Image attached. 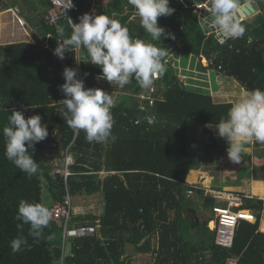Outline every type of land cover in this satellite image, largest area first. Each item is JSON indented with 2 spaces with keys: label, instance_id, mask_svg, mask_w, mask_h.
I'll return each mask as SVG.
<instances>
[{
  "label": "trees",
  "instance_id": "16d2710c",
  "mask_svg": "<svg viewBox=\"0 0 264 264\" xmlns=\"http://www.w3.org/2000/svg\"><path fill=\"white\" fill-rule=\"evenodd\" d=\"M256 1L261 11L252 21H243L244 37L220 45L216 34L201 24L193 0H170L175 12L158 19L159 26L175 36L164 38L160 45L168 49L167 71L155 79L154 91L152 87L142 89L135 78L123 89L112 87L108 93L115 100L111 114L116 139L105 143L87 142L83 130L74 132L63 119L65 109L60 101L65 97L60 85L65 83L64 68H81L86 88H101L96 79L101 69L91 63L77 65L73 51H67L64 59L54 55L57 27L63 26L66 35H70L71 27L65 17L57 24H49L46 13L51 4L49 0L41 1L46 11L38 13L36 27L49 36L47 42L35 38L34 43L0 45V264H59L62 254L63 264H125L127 234H133L135 242L147 235H158L161 254L156 264H180L175 261L182 252L176 233L186 240L183 226H205L183 216L191 199L189 192H198L187 182L200 157L190 143L197 140L198 130L210 132L207 125L227 118L233 103H217L209 94L188 89L169 58L175 52L205 57L209 61L205 69L234 78L246 91L264 90V0ZM78 2L79 8L72 16L75 20L91 8L89 0ZM4 4L9 2L0 0V10ZM106 5V15L126 25L134 38L151 40L128 0H109ZM248 36L253 38L251 45L247 43ZM85 73L89 75L85 77ZM13 110L23 111L26 119L38 114L42 124L48 126V137L35 145L33 158L39 171L31 178L5 156L2 129ZM209 137L207 150H225L212 132ZM66 152L74 159L67 180L60 173L65 167ZM253 171L256 179L264 180V164L254 166ZM96 192L104 199L100 215L72 209L70 217L71 226H96L94 235L65 239L63 227L52 219L44 231L45 236L54 234V239L36 242L28 235L29 225L18 228L22 222L15 217L22 199L43 202L52 210L67 195ZM200 192L203 195L205 191ZM241 208L257 212V220L240 223L232 247L215 245L213 232L211 261H189L180 256L183 264H227L231 257H238L235 264H264V232L259 231L264 201L245 197ZM20 234L31 247L13 253L10 241Z\"/></svg>",
  "mask_w": 264,
  "mask_h": 264
},
{
  "label": "clouds",
  "instance_id": "9594fccd",
  "mask_svg": "<svg viewBox=\"0 0 264 264\" xmlns=\"http://www.w3.org/2000/svg\"><path fill=\"white\" fill-rule=\"evenodd\" d=\"M193 3L192 6L196 8L198 3H205L202 10L197 9L201 17L206 9V1L193 0ZM208 3L211 11L206 12L203 24L208 32L215 30L219 34L220 45L244 37L246 25L240 16L241 0H208ZM128 4L135 9L141 27L151 40L134 38L128 27L119 20L93 11L82 14L78 18L79 23L68 18L70 35L65 34L63 26L57 27L58 46L54 49V55L64 59L67 51H73L77 65L91 63L99 67L101 74L96 79L106 80L112 85L115 83L120 89L133 78L142 89L151 88L155 79L163 77L167 71L168 49L160 46L163 45L162 40L167 37L175 39L172 33L159 26L158 19L171 16L175 9L170 7V0H128ZM65 7L66 10L73 7L72 0H67ZM247 43H253L251 36H248ZM80 71L81 68H64L65 83L60 85L65 97L60 101L65 109L63 119L74 132L83 130L89 143H105L109 139L115 141L116 137L112 134L115 122L111 114L114 96L101 88H86ZM84 75L87 77L89 73ZM150 90L154 91V88ZM143 98L153 99L150 96ZM215 128L217 135L229 144V159L239 163L247 144L253 141L264 143V90L255 88L244 91L229 108L227 118H221ZM2 134L7 159L29 178L36 175L39 164L33 158L35 145L49 135L48 126L42 124V117L37 114L26 119L23 111L13 110ZM72 159V154L65 156V164ZM52 217L53 211L47 204L22 199L15 218L22 222L18 228L22 230L24 225H29L28 235L39 242L54 239V234L45 236L44 231ZM10 247L16 253L31 246L27 238L20 234L10 241ZM63 260L62 254L59 264H63Z\"/></svg>",
  "mask_w": 264,
  "mask_h": 264
},
{
  "label": "crops",
  "instance_id": "0c3cea01",
  "mask_svg": "<svg viewBox=\"0 0 264 264\" xmlns=\"http://www.w3.org/2000/svg\"><path fill=\"white\" fill-rule=\"evenodd\" d=\"M41 1L43 0H10L9 5L4 4L5 6L0 10V45L19 42L34 43L35 38L42 42H47L49 36L45 37L43 32L40 33L36 27L38 13L46 11ZM101 1L105 7L109 2V0ZM22 6L26 8V11L22 10ZM96 10L99 14H105L104 10L101 11L97 8ZM257 14L243 19V21H252ZM169 59L177 70L178 77L188 89L209 94L217 103H234L237 99L238 96H235V99L229 98L237 93V87L240 85L234 84L231 89V81H225V79H222L223 75L217 73L220 88L215 89L210 79L205 77L206 74L210 76L211 72L209 69H205L209 62L205 57L199 58L175 52ZM99 82L101 89L106 92L112 90L111 84L108 81L99 80ZM226 89H230L229 93H227ZM241 89L244 92L242 86ZM150 122L152 121L150 120ZM207 128L212 132L216 141L225 146V150L219 151L218 148L215 149L214 147L210 148V151L207 150L208 146L206 143H211L210 132H205L203 128L198 130L197 140L190 143L191 148L197 154H200V157L197 159L199 160L198 166L192 169L187 182L197 188L198 192H189L191 199L187 208L183 210V216L187 221L203 223L205 226L203 229L193 228L190 225L183 226L181 230L186 240L180 239L176 233L175 239L178 241V246L182 251L179 255L182 259L188 258L189 261H211L210 259L214 255V248L211 247L214 238L213 232H215V219L212 207L217 204H225L226 202L215 199L211 191L220 190L247 194L251 195L252 198H259L264 201V180L256 179L253 171L254 166L264 164V143L253 141L247 144L242 153L243 158H241L239 163H236L229 159L227 154L229 144L226 139L220 138L217 135L215 125H207ZM202 139L206 141L204 144L201 143ZM202 190L205 191L203 195L200 192ZM85 195L81 194L84 197ZM99 198L97 197L96 201L92 200V203L88 201L89 204L87 206L78 205L75 207L74 212L100 215L104 205L102 194ZM199 200L203 203L204 207L206 206L205 208L211 209L212 216L207 215L206 209H202L203 207L198 205ZM82 201H84V198ZM254 213L257 216V212ZM259 213V231L264 232V208ZM126 236L129 240L126 244V253L124 255L125 264H156L161 254L158 235H147L137 242L134 241L133 234H127ZM158 250L159 253L157 252ZM175 250L178 252L177 249ZM180 256H177L175 261L183 264L185 261H181ZM237 260L238 257H231L228 259L227 264H235Z\"/></svg>",
  "mask_w": 264,
  "mask_h": 264
},
{
  "label": "built area",
  "instance_id": "2783aa9c",
  "mask_svg": "<svg viewBox=\"0 0 264 264\" xmlns=\"http://www.w3.org/2000/svg\"><path fill=\"white\" fill-rule=\"evenodd\" d=\"M91 2V8L88 13L96 10L97 0H89ZM51 7L46 13V20L49 24H57L60 18L65 17L72 19L74 23H79V19H73V13L78 10V0H72L73 7L66 10L67 0H49ZM205 3H198L197 9L200 11L204 8ZM212 31H210L211 33ZM219 39V34L213 30ZM81 72V71H80ZM82 73V72H81ZM82 74L80 75V77ZM152 121V119H150ZM68 152L64 153L65 156ZM74 163V159L68 164H65V168L61 171L65 180L71 174L69 167ZM215 199L224 200L225 205H214L212 210L215 219V245L223 248H230L234 244L237 228L242 221L254 222L256 216L252 209L241 208L244 203V198H252L251 195L245 197L241 194L234 192H224L220 190L211 191ZM237 208V210L235 209ZM72 197L67 195L64 201L57 203L52 211V219L56 220L59 225L63 227V237L65 239L75 237H86L94 235L97 232V227L94 225H70V217L72 215Z\"/></svg>",
  "mask_w": 264,
  "mask_h": 264
},
{
  "label": "rangeland",
  "instance_id": "374dc122",
  "mask_svg": "<svg viewBox=\"0 0 264 264\" xmlns=\"http://www.w3.org/2000/svg\"><path fill=\"white\" fill-rule=\"evenodd\" d=\"M3 1H5V2H9L10 0H3ZM95 8H97V9H99V10H101V11H105V14H106V7H105V5H104V3L101 1V0H97V6L95 7ZM22 10L23 11H26V8L25 7H23L22 6ZM195 57V56H194ZM208 60V59H207ZM211 72H210V76H207L208 74H206L205 75V77L207 78V79H210V82L212 83V85L214 86V88L215 89H219L220 88V84H219V81H218V76H217V71L216 70H212V69H209ZM198 74V73H197ZM222 79H225V81H231V86H230V88L232 89V86L235 84V85H240L238 82H237V80H235V79H233V78H231V77H225L224 78V76H222ZM116 84H111V86L110 87H114ZM226 91H227V93H229V91H230V89L228 90V89H226ZM244 91H246L245 89H244ZM243 92V90L241 89V85L239 86V87H237V93H235L234 95H230L231 97L229 98V99H235L234 97L236 96H240L241 95V93ZM142 97H144V96H142ZM237 97V98H238ZM61 172V171H60ZM62 173V172H61ZM99 198V197H101V193L100 192H96V193H94V194H91V195H85V197L84 196H81V195H77V196H74V197H72V204H73V210L75 209V207H77L78 205H84V206H87L89 203H92V200H94V201H96V198L97 197ZM83 198H84V201H82L83 200ZM99 199H101V198H99ZM88 201H89V203H88ZM198 205L200 206V207H203L202 209H204L205 207H204V205H203V203L202 202H200V200L198 201ZM206 209V212H207V215H211L212 216V211H211V209L210 208H205ZM214 215V214H213ZM232 263H234V262H232Z\"/></svg>",
  "mask_w": 264,
  "mask_h": 264
},
{
  "label": "water",
  "instance_id": "95a60500",
  "mask_svg": "<svg viewBox=\"0 0 264 264\" xmlns=\"http://www.w3.org/2000/svg\"><path fill=\"white\" fill-rule=\"evenodd\" d=\"M200 1H206V9H204V11H202L201 13V24H203V18L206 16V12L211 11L208 0H200ZM242 3V7L240 8V16L242 17V19H247L249 17H252L254 14L259 13L260 12V7L257 3L256 0H241ZM204 25V24H203ZM204 28H206V26L204 25ZM243 158V157H241ZM247 163V162H246ZM248 164V163H247Z\"/></svg>",
  "mask_w": 264,
  "mask_h": 264
}]
</instances>
